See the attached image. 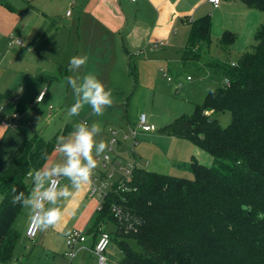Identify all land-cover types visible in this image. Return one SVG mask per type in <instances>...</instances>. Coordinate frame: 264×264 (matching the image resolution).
I'll list each match as a JSON object with an SVG mask.
<instances>
[{
	"label": "trees",
	"instance_id": "16d2710c",
	"mask_svg": "<svg viewBox=\"0 0 264 264\" xmlns=\"http://www.w3.org/2000/svg\"><path fill=\"white\" fill-rule=\"evenodd\" d=\"M229 1L264 12V0ZM0 3L11 8L5 0ZM211 34L210 14L191 21L181 63L208 71L218 81L216 87L191 115L176 118L159 132L188 139L207 151L214 164L207 166L193 157V178L137 167L134 190L111 191L104 198L85 231L94 244L104 226L113 223L112 242L123 255L120 264H264V220H257V214L264 213V21L254 34L252 51H245L235 65L209 55ZM54 36L55 32L47 39ZM233 40L230 31L223 33V44ZM123 51L134 74L125 44ZM224 78L228 84H220ZM12 96L0 94V100ZM3 106L4 112L26 109L20 101ZM224 111L231 113L226 127L212 115ZM73 129L67 124L50 139L40 133L24 137L0 174V262L13 259L21 239L14 223L23 207L11 203L12 186L27 195L33 187L29 171L43 167L42 155L50 157L58 138Z\"/></svg>",
	"mask_w": 264,
	"mask_h": 264
},
{
	"label": "crops",
	"instance_id": "0c3cea01",
	"mask_svg": "<svg viewBox=\"0 0 264 264\" xmlns=\"http://www.w3.org/2000/svg\"><path fill=\"white\" fill-rule=\"evenodd\" d=\"M5 1L12 7L8 0ZM22 2L25 4L20 11L14 8L11 10L12 8L9 9L0 3V94H18L20 103L26 106L13 126L0 122V174L8 167L24 137L40 133L46 138L48 133L60 131L62 129L58 130V127L69 124L67 121L63 126H58L59 122L65 121L64 104H59L61 107L57 111H54L52 106L53 101H67L69 96L74 99L72 90L65 81L66 76L91 73L105 85L106 90L114 85L113 88L118 91L120 85H128L129 80L135 79L130 67V58L123 51V44L130 52L131 61L137 55L145 58L160 56L167 62L174 52L171 49L175 47L178 49V62L181 63L191 21L210 14L213 19L220 17L223 33H237L242 26L240 17L243 18L246 12L243 3L244 6L236 7L233 4L236 1L229 0H222L219 7H214L208 0ZM63 5L73 6L75 16L72 17V11H67L66 17L62 18L58 10ZM233 12L241 14L239 19H231ZM259 25L256 26L254 34ZM53 32L55 36L48 40L49 34ZM14 40H20L21 43L17 44ZM76 55H87L88 62L78 73H69V60ZM165 71L169 76H173L169 66H166ZM207 73L210 74L208 71ZM210 79L214 80L211 76ZM42 91H45V97L36 103V98ZM118 143L121 145L122 140L118 139ZM119 154L117 155L124 161L136 160L139 163L136 152V159H128ZM59 155L61 154L54 150L50 156L51 161L54 163ZM197 161L206 165L199 159ZM100 172L93 170L96 176ZM65 180L62 179L61 183ZM65 184H68L67 181ZM90 185L91 183L85 185L74 198L64 203L62 207L66 209L65 215L55 226L57 229L65 228L82 201L90 196ZM83 208L85 210L82 213L88 215L89 223L97 206L92 213L89 212L88 205ZM85 229L84 227L80 230Z\"/></svg>",
	"mask_w": 264,
	"mask_h": 264
},
{
	"label": "rangeland",
	"instance_id": "374dc122",
	"mask_svg": "<svg viewBox=\"0 0 264 264\" xmlns=\"http://www.w3.org/2000/svg\"><path fill=\"white\" fill-rule=\"evenodd\" d=\"M8 1L12 5L11 10L14 8L20 11L23 8V4H25L22 0ZM233 4L236 7L243 5L241 1L233 2ZM244 7L246 12L243 18L240 17V13V16L236 12L231 15V19H239L240 17L242 26L239 27L237 33L232 32L234 40L228 45H224L222 42L223 29L220 26V17L212 18V43L209 48V55L221 60L238 61L245 51H252V45L256 44L254 31L256 26L264 21V12ZM67 11L73 12L72 17L76 14L75 8L68 5L61 6L58 14L65 18ZM222 19L224 20V17ZM171 50H174V52H172L167 62L162 60L160 56L145 58L144 56L135 55L132 61L135 79L132 80L130 77V84L120 85L118 87L121 90L119 93H117L119 90L116 91L113 88L114 85L111 86L110 90L114 102L111 107L105 109L102 116L92 114L91 108L87 105L81 109L79 115H69L67 109L74 103V99L71 96H69L67 101H53L54 111L61 107L59 104H64L63 106L66 109L65 121L64 123L59 122L58 126H63L67 121L73 127L79 121H86L89 125L98 123L102 128V132L96 139L107 143L108 148L105 153L109 152V155H115L120 152L121 155H125L128 159H136L134 158L136 152L140 167L163 174L193 178L189 168L192 156L206 163V165L208 163L207 166H213V157L188 139L167 136L159 132L160 128L170 124L176 118L183 115H191L195 106L204 100L207 92L216 87L218 82L215 78L214 80L210 79L211 75L205 69L203 70L193 63L187 65L179 63L178 49L174 47ZM161 66L164 69H160ZM166 66L171 69L173 81L169 82L163 76V70H165ZM188 75L192 77V80H187ZM222 81L220 84H223ZM141 114H145L147 121L156 126L157 129L155 131L144 132L138 127ZM212 115L223 127L228 126L231 122V113L229 111L212 113ZM66 125L58 127V130H63ZM133 129L138 131L136 140H122L123 136L131 133ZM113 131L116 132V137L122 140L121 145L119 143L111 144ZM57 132L48 133L45 137L50 139ZM104 154L95 157L96 159L99 158L97 159V167L94 169L97 172L104 169L101 161ZM55 162H62L61 155L58 156ZM66 181L61 184H65ZM67 183L69 182L67 181ZM1 200L2 196L0 194V202ZM67 201H64L62 206ZM100 201L101 198L97 196L86 197L65 228L49 227L42 229L40 227L37 237L34 239L26 236V229L29 224V211L23 208L14 223L15 228L21 234L14 257L9 263L0 262V264L64 263L63 253L67 250V238L73 235L75 231L89 226L88 215L82 213L85 210L83 207L88 205L90 207L88 210L92 213ZM104 229L113 232L116 226L113 223H108L104 226ZM130 244L135 249H140L135 242L131 241ZM87 246L90 247V243ZM106 255L110 264H120L123 257L117 244L113 242L107 249ZM74 264L97 263L96 259L88 251L80 250L74 260Z\"/></svg>",
	"mask_w": 264,
	"mask_h": 264
},
{
	"label": "clouds",
	"instance_id": "9594fccd",
	"mask_svg": "<svg viewBox=\"0 0 264 264\" xmlns=\"http://www.w3.org/2000/svg\"><path fill=\"white\" fill-rule=\"evenodd\" d=\"M88 59L87 55L71 57L69 73H78L86 66ZM65 81L74 95V103L67 109L69 115H79L87 105L92 114L102 116L105 109L113 105L111 90H106L95 75H68ZM43 95L41 92V101ZM101 132L98 123L89 125L86 121L77 122L71 133L57 140L55 151L61 154L62 162L53 163L47 153L43 154L42 159L46 161L43 167L28 173L33 184L31 191L27 195L24 192L17 193L13 185L11 203L27 209L30 221L42 229L57 226L65 215L63 202L74 198L85 185L91 183L93 170L98 163L95 157L104 154L108 148L106 142L96 139ZM104 158L108 159L107 156ZM62 179L69 183L62 185ZM257 220H264V213H258Z\"/></svg>",
	"mask_w": 264,
	"mask_h": 264
},
{
	"label": "built area",
	"instance_id": "2783aa9c",
	"mask_svg": "<svg viewBox=\"0 0 264 264\" xmlns=\"http://www.w3.org/2000/svg\"><path fill=\"white\" fill-rule=\"evenodd\" d=\"M136 2L137 0H131ZM213 4L214 7H219L222 0H208ZM17 44H20V40H14ZM232 65H235L236 62H231ZM163 76L171 81L172 77L168 75L167 71L163 70ZM187 80H192L191 76L187 77ZM223 84H228V79H223ZM43 99L45 97V91ZM41 93L36 98V103L41 102L40 100ZM9 101L16 105L20 98L18 94H14L11 98L6 100H0V122L7 124L8 126H13L15 120H17L21 113L16 111L4 112V104L9 103ZM6 111V110H5ZM138 127L144 132H152L157 128L154 124H151L147 121L146 115L141 114L139 118ZM138 131L133 129L131 133L125 134L122 140H136ZM118 143V138L116 137V132L113 131V137L111 139V144ZM112 150V148H110ZM107 156L108 159L104 157ZM99 159V158H98ZM104 169L97 174L98 176L92 174L91 185L89 188V195L92 197H100L101 201L99 202L97 209L101 210L103 207L102 201L104 198L111 192H121L127 193L131 192L135 188H132L133 181V171L137 167H140L138 161L129 160L124 161L117 154L109 155V152L105 153L101 158ZM28 176V175H27ZM29 177V176H28ZM30 178V177H29ZM31 179V178H30ZM40 230V226L29 221V224L26 229V236L30 239L37 237V234ZM89 237L86 234L85 230H77L73 235L67 238V250L64 252L65 263L64 264H74V260L77 257L78 251L84 250L88 251L95 259L97 264H110L109 259L107 258L106 251L112 244V235L111 232L103 229L99 232L98 236L95 239L94 244H91ZM90 243V247L87 244Z\"/></svg>",
	"mask_w": 264,
	"mask_h": 264
}]
</instances>
